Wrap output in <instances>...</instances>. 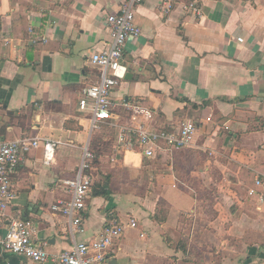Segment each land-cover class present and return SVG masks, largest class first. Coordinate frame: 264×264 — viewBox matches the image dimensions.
Here are the masks:
<instances>
[{
	"label": "crops",
	"instance_id": "crops-1",
	"mask_svg": "<svg viewBox=\"0 0 264 264\" xmlns=\"http://www.w3.org/2000/svg\"><path fill=\"white\" fill-rule=\"evenodd\" d=\"M191 1L200 17L182 9ZM122 2L0 0V141L61 142L49 164L42 145L23 155L11 174L15 196L4 220L31 219L37 245L51 257L38 263L0 246V264H58L55 256L74 241L131 218L136 227L125 228L103 264H264V198L248 194L264 167V0H177L169 15L157 0L138 5L141 34L123 50L130 77L111 100L152 110L150 127L190 120L194 140L151 159L124 151L112 162L106 155L94 180L106 178L108 193L91 189L80 234L72 236L66 219L50 209L69 199L63 181L74 176L89 144L77 100L98 78L90 56L108 48L106 16ZM117 113L128 121L126 111ZM256 189L264 197V188Z\"/></svg>",
	"mask_w": 264,
	"mask_h": 264
},
{
	"label": "built area",
	"instance_id": "built-area-1",
	"mask_svg": "<svg viewBox=\"0 0 264 264\" xmlns=\"http://www.w3.org/2000/svg\"><path fill=\"white\" fill-rule=\"evenodd\" d=\"M146 1L154 0H123L117 12L107 14L110 44L108 48L96 51L90 56V62L98 68V78L95 82L83 86L78 96L77 108L88 121L89 137L106 125L116 130L110 155L112 162L124 151L139 152L144 158L151 159L161 151L181 150L192 144L196 132V126L190 120L182 121L172 129L150 127L149 122L154 116L152 110L139 104H116L111 100L113 90L127 73V67L122 61L125 42L129 37L141 34V29L134 19L135 9ZM157 1L163 15H169L177 4V0ZM182 9L197 17L201 16V8L196 1L183 4ZM118 108L126 111V123L120 122ZM59 144V140L40 136L0 141V227L5 225V234L0 240V246L8 253L38 263L46 262L51 256L36 243V224L31 219L10 220L4 224L6 208L15 196L11 188V174L23 160V155L40 145L43 149V161L49 164ZM93 160L94 153L87 143L81 148L74 176L63 181L70 194L69 199H57L50 205L53 212L66 219L72 236L84 232L83 211L92 184L89 170ZM256 187L264 188V167L255 176L254 187L248 189L249 195H257L262 201L263 193L258 192ZM136 225L134 218L125 224L108 221L98 236L90 240L74 241L69 250L62 251L55 259L58 264H103L108 259L109 252L115 251L113 245L125 228H135Z\"/></svg>",
	"mask_w": 264,
	"mask_h": 264
},
{
	"label": "trees",
	"instance_id": "trees-1",
	"mask_svg": "<svg viewBox=\"0 0 264 264\" xmlns=\"http://www.w3.org/2000/svg\"><path fill=\"white\" fill-rule=\"evenodd\" d=\"M78 102V100H77ZM71 122H65V125L68 128H71ZM73 127V126H72ZM76 128H79L78 126H74ZM115 129L110 127V126H103L100 130L95 131L92 133L91 137H90V141H89V148L90 150L94 153V160H93V164L92 167L89 170V174L92 177V184L90 186V191L91 189L93 190L94 194H102L105 195L107 194V186H108V180L105 178L102 181H95V174H96V169L98 167L99 164H101L103 162V160L105 159L104 157L107 155L109 156L111 154L113 145H114V141H115ZM164 208V202L162 203H158L157 208ZM180 249L182 251H186V244L185 242L182 240L180 242Z\"/></svg>",
	"mask_w": 264,
	"mask_h": 264
},
{
	"label": "water",
	"instance_id": "water-1",
	"mask_svg": "<svg viewBox=\"0 0 264 264\" xmlns=\"http://www.w3.org/2000/svg\"><path fill=\"white\" fill-rule=\"evenodd\" d=\"M130 76L129 74L127 73L125 76H124V79H128Z\"/></svg>",
	"mask_w": 264,
	"mask_h": 264
}]
</instances>
